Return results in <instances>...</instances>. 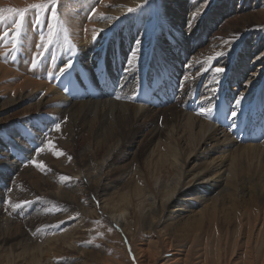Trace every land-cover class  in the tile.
I'll list each match as a JSON object with an SVG mask.
<instances>
[{
    "label": "bare ground",
    "instance_id": "bare-ground-1",
    "mask_svg": "<svg viewBox=\"0 0 264 264\" xmlns=\"http://www.w3.org/2000/svg\"><path fill=\"white\" fill-rule=\"evenodd\" d=\"M25 1L36 2V0H0V3L4 4L8 2L9 4L23 8L28 5ZM89 1L92 2L89 6L85 7L84 11L82 5ZM143 1L145 0H101L98 4L96 0H66L64 10L66 14L64 18L65 25L63 26L64 29H61L67 33V36L72 41L81 47L80 50L75 51L80 62L84 66H89L92 71L96 70L94 78L91 77L93 72L82 67L78 72V74L83 75L82 79L81 76H75L74 68L70 75L63 76L67 77L64 78V81L57 82L56 88L60 92L65 91L64 88L60 87L61 84H70L67 99L58 90L53 88V80L59 79L62 76L56 73L51 75V73L52 69H58L59 59L66 57L69 46L63 43L53 45L42 56L37 58L35 68L32 67L31 63L32 58L38 51L37 45L40 44V33L46 32L47 25L52 23L51 14L45 21L40 16L39 24L36 23L37 18L35 14L29 15L28 21L25 22L26 24L22 30L20 50L17 52H13L12 48H9L7 40L0 39V90L15 94V99L10 98L7 103L5 102V104L1 105L0 111H8L24 103V101L36 99V94L42 89L45 90L48 96L43 99L44 102L31 105L32 107L26 115L33 116L42 113L41 111L48 102L51 104L53 101H58V106H60L54 112L55 118L62 121L60 131H55L54 126H50L49 128L46 126L49 139L42 143L47 150L38 153L39 164L45 165L46 169H44L50 172L49 169H53L56 163L50 155L48 156L49 152L46 151L54 150V152H59L69 140H72L74 143L76 142L78 146L86 144L89 146L88 148L96 147L95 152H91L90 149V153H88L87 148H84L86 151L83 155H79V158L69 168L62 166L59 161L55 160L62 168L56 171L54 168L53 171L55 172L46 173L48 176H42L32 169H26L17 178L12 176V179L9 181H6V175L9 174V171L15 175L21 169L17 166V161L11 158L12 154L10 155V152L13 149L8 150L6 153V150L2 149L0 179L6 181L9 185L12 184L13 188H15L10 197L11 203L15 199L18 202H23L25 200H33L39 196H43L44 198L42 197V200L37 198L38 200L33 206L32 211H29L26 214L27 217L23 218V220H27L28 217L30 219L25 224H21L25 226L21 229L19 225L16 226L14 222L10 221V217L6 219L7 217L3 215L6 204L3 197L4 193H0V264H56L59 260L58 257L62 253L64 254L65 251H75L77 249L81 252V249H78L79 245L84 244L83 239L85 237L87 238L88 235L93 234L92 229H87L83 226L86 223L87 217H95L96 219L102 215L119 223L120 228L124 232L130 231L129 225L131 221L138 217V213H135V204L133 206L131 201L133 199L127 198V192L125 193V190L131 186L127 187V183H124L126 186L123 191L124 194H122L123 192L120 193L118 200L113 197L109 198V195H113L111 192L120 184H117L118 182L115 179L112 180L105 174L96 176V173L93 171L94 169H91L89 163L92 156L94 159L102 156L100 155V151L103 150L104 146L111 147L108 148L110 151L106 155L107 157H105L108 162L111 159L113 151L120 144L126 142L125 140L130 133L134 140L135 133L138 134L150 127L152 128L148 139L150 143H148V149L146 148L149 155L145 164H152L154 170L159 169L160 171H164L163 169L166 167H180L181 163L178 161V156L183 157V160H181L182 173L179 177L178 185L172 187L170 191L166 188L169 193H165L166 196L158 201V205L154 208L155 211L152 214H147L150 216L144 218L143 223L145 227H151L152 225L158 227L160 219L164 222H173V220L181 219L184 213L194 208L195 204L198 206V204L200 205V203H206L210 200V196H216L212 202L214 204L219 197L224 199L226 197V200L227 197L231 198V202L236 203L235 191L237 193L238 187L244 186L247 182L246 178L254 180L252 185V187H255L253 196H257L258 192L264 194V168H259L258 170H253L252 168L253 162H256V165H258L259 161L264 163V141L261 144H249L245 142V137L241 136L246 126H257L264 123V39L262 38L263 40L255 42L253 46L250 45L251 40L249 37H246V41H242L239 45L234 44L237 41L236 39L232 42L228 41L230 38L229 34L233 30L239 28L236 32L240 34L239 32L242 33L250 27V21L243 20L250 19L253 15H241L242 10L247 7L243 9L228 8L223 11L222 7L216 6L214 9L210 8L213 10H210V14L207 10L208 8L203 6L204 9L202 11L191 12L190 18H186L187 21L191 20L193 27L189 29L188 33H185L184 26L186 21L182 18L181 14L188 10L189 1L163 0L161 1L160 9L162 12H165L161 17L164 23V30L157 28L158 31L156 30L157 33L155 35H150V33L147 35L143 31L146 30V27L144 28L143 25L139 24L140 17L137 12V8L143 4ZM200 1L204 2L203 0ZM225 1L229 5L233 4V0ZM257 1L264 3V0ZM129 8H133L136 11L130 13L128 12ZM93 12L95 13L94 15ZM91 13L92 16L87 21ZM204 14H210L208 19L202 18ZM258 14L264 15L262 12ZM240 21L242 22L240 23ZM10 24L11 21L8 20L6 23H0V35H3L6 30L12 31L9 29ZM120 26H124L125 30L124 34L118 38L120 41H118L116 31ZM208 35L211 41L206 44L205 48L201 46L200 49L198 47L196 50V45L198 43V45L202 44ZM94 36L98 37L94 40ZM108 36L112 42L109 48L106 49ZM213 38L216 39V42L212 41ZM136 40L143 42L140 60L148 57L150 49L153 55L149 60L152 64L156 63L157 67H159L158 70L154 69V73L150 72L149 74L151 63L148 61V65H145L146 69H144L141 81L142 86H139L140 83L137 81L139 80L142 64L140 62L136 64L137 60H132L131 56L132 52L136 51ZM117 42H120V44H117ZM189 48L191 49L189 51L190 67L186 80L189 81L187 88L191 87L192 93L198 87L203 75L207 72L205 81L200 85L199 89L200 93L198 95L201 98L196 94L197 98L187 99L190 97V94H188L184 100L178 101V95L177 99L174 102L170 101L169 104L178 103L180 108L173 105L172 108L163 109L168 107L169 104L166 107L160 105L159 102L162 101L160 97L157 98L159 108L147 105L148 99H142L140 94L142 92H146L147 94L150 90H154L155 87L162 86L164 78L166 79V84H168L166 86L167 90H179L182 85L180 78L181 67H179L180 70L176 69L177 71L175 72H170L169 67H171V63L174 60H176L177 65L179 64V59L175 56V50L177 56L182 57L187 54L186 50ZM194 49L196 53L193 51ZM144 50H146L145 53ZM171 50L174 51L171 52ZM102 51L107 52L103 56L105 60L100 59ZM126 51H130V53ZM220 52H224L227 55L220 57L217 55ZM228 55L230 56L229 58ZM209 57H212V59L209 60ZM128 61L131 63H126ZM16 63L19 64L16 65ZM98 64L99 68L97 67ZM220 65L226 66V72L222 77L214 72V68ZM108 66L117 70V74L114 76L118 80L117 87L110 82L103 81L104 75L109 73L108 71L104 73V70ZM200 67H203L204 70H201ZM121 71L123 74H120ZM85 73H87L86 76ZM34 76L38 77V81ZM145 79L146 84L144 85ZM217 79H219V83H217ZM131 87L137 88L139 92L129 94L127 90L123 91ZM233 88H237V91L242 88L244 90L239 94ZM111 89L115 93L109 96L110 93L108 94L106 91ZM27 90H32L33 94H26ZM80 91L87 92L81 93ZM89 91H93V98L103 100H91L88 94ZM117 94L119 99L116 97ZM241 96L244 97L243 100H240ZM104 98L112 100L109 101ZM198 98L200 100L197 102ZM115 99L117 100L114 101ZM237 100L240 101L239 106L235 103ZM254 101H257L256 106H252L251 109L248 108ZM210 106H215V110L210 116L198 114L202 108H209ZM231 108L235 109L238 113L236 119H232L230 115L227 117V123L230 125L228 129L231 130L234 136L222 130L223 128L218 126L214 121L215 117L221 114L220 112L229 114ZM161 116H163V127L158 123ZM12 118L11 116L9 119L1 121L0 127H6L10 123L8 120ZM148 119L149 121L147 122ZM80 124L81 126L79 127ZM136 126L139 129L134 132L133 129ZM78 127L80 128L79 134H77V131L79 132ZM240 127L242 130L239 129ZM33 129L35 128L33 127ZM259 134L261 133H257V135ZM13 136H17L15 131H13ZM34 140L36 142L37 138H34ZM163 143L166 145V150L160 151L159 147L160 145H164ZM50 145H55V148H51ZM185 145L189 147L188 149L185 147L187 150L184 152L182 149H185ZM31 146L32 144H30ZM12 147H15L14 149L16 150L14 155H17L18 151L20 153L21 149L16 147L14 143ZM32 148H36V146H32ZM27 149L30 150L28 146ZM105 154L103 152L104 156ZM105 158L100 163L98 170L104 167ZM99 159L96 161L99 162ZM12 161H15V163L11 164ZM62 176H67L70 179L62 180ZM120 179L122 180V178ZM155 181L153 184H155ZM85 183L87 185L88 183H92V185L86 186ZM138 185L134 187L133 193L136 197V202L138 200L137 197L145 195L142 190L139 191L141 187ZM164 185L168 186L167 184ZM119 188L121 187L119 186ZM20 189H26L28 194H20ZM153 190H151L152 193ZM240 191L242 190L240 189ZM161 192L164 193L163 190ZM85 197L90 201L84 204L81 200L85 199ZM152 197L150 200L154 198ZM45 198L58 201L55 213L52 211L50 215L46 214L45 209L47 207L45 205L47 202ZM148 200L146 198L143 201L148 202ZM259 201L261 202L260 198ZM73 202L79 203V213L73 211L71 213L67 212L66 208L71 207L70 204H73ZM129 210L132 211L128 212ZM11 212L14 211L12 210ZM77 214H81L82 218H79L78 222L70 226ZM195 220L197 221V218ZM28 221L29 224H26ZM214 221V219L210 220V222ZM249 223L250 220L248 221ZM64 224H69V227H66L67 225L65 226ZM16 229L18 234L15 233L16 231L14 232ZM41 229L42 231H47V236L43 239L40 238L39 231ZM234 232V234H238L237 228ZM31 236H34L36 239ZM38 240H42L40 244H38ZM139 251L143 258L147 256L144 250Z\"/></svg>",
    "mask_w": 264,
    "mask_h": 264
},
{
    "label": "rangeland",
    "instance_id": "rangeland-1",
    "mask_svg": "<svg viewBox=\"0 0 264 264\" xmlns=\"http://www.w3.org/2000/svg\"><path fill=\"white\" fill-rule=\"evenodd\" d=\"M100 1L101 0H96V3L99 4ZM161 1L163 0H147V3L143 1V4L139 8H137V12L140 17L139 24L141 26L143 25L144 28L146 27V30H143V31H145V34L147 35L148 33H150V35L151 34L155 35L158 31L157 28H161V30H164V23L161 17L165 14V12H162L160 9L161 4H162ZM186 1H189V4H188L189 6L187 7L188 10L184 12L185 14L184 13L181 14L182 18H184L185 21H187V19L190 18L192 13L198 12L199 10L202 11L204 9L203 6L204 7L206 6L208 8L207 10L209 11L210 14H211L210 10L214 9L216 6L222 7L223 11L228 8L243 9L247 7L244 10H242L241 15L243 14L253 15L252 18L249 19L247 17L248 19L243 20V21H250L249 22L250 27L242 33L239 32L241 35L238 34V32H236L239 30V28L233 30L229 34L230 38L228 39V41L232 42L234 41V39H236L237 41L235 40L236 42L234 44L239 45L242 41L243 42L246 41L245 39L246 37L247 38L249 37L251 40L250 45L253 46L255 42H258L264 39V15L258 14L259 12L264 13V3H260L257 0L256 1L255 0H248V1L233 0L232 1L233 4L229 5V3H227L225 0H223V2L222 0L221 1L219 0L218 2L217 0H203L204 2H201L200 0H186ZM25 2L28 5L23 8H19L15 6L14 4H9L8 2H5L4 4L0 3V12H2V14L5 17H7L11 15L7 11V9L9 8L20 9V10L29 9V11L25 15V20H24V26H25L26 24L25 22L28 21L29 15L30 14L34 15V12L31 10L32 6L34 4L45 2V0H36V2H29V1H25ZM91 2L92 1H89L85 3L84 5H82L84 11H85V7L89 6ZM65 4H66V0H58V4L56 5V7L54 9H50L49 11L42 13L41 18L45 21L47 17L51 14V11L55 10L57 13V21H56L57 29L58 30H60L61 28L64 29L63 27L65 25L64 18L66 16L64 12L65 6H66ZM194 8H196L197 10ZM210 14L208 15L204 14L202 18L208 19ZM91 16H92V13L88 16L87 21L90 20ZM8 21H11V20H8ZM6 22L7 20L0 21V23H6ZM241 22L242 21H240V23ZM23 29L24 28H22V30ZM124 30H125L124 26H120L117 29L116 31L117 39L124 34L123 33ZM68 38L70 39L71 44L75 46L76 50L81 49V47L78 44H76L74 41H72V39L69 36ZM209 38H210L209 35L206 36L205 41L202 43L203 45L202 44L198 45L199 44L198 43L196 45V50L198 47L200 49L201 46L205 48L206 44L209 43V41H211L210 40L211 38L210 39ZM0 39L6 40L4 35H0ZM107 40H108V45L106 46V49L109 48L112 42L109 36L107 37ZM118 41H120V39H118ZM212 41L216 42V39L213 38ZM117 44H120V42H117ZM8 46L9 48H11L10 45ZM251 49H253V47H251ZM190 50H191L190 48L186 50L187 54L185 56L183 55L182 57L177 56L176 50L175 51L171 50V52L173 51L175 52V56L179 59L178 60L179 64L177 65L176 60H174L173 63H171V67L168 66L170 72H175L177 71L176 69H179V67H181V77L180 78L182 81V85L179 88L178 101L184 100L188 96V94H190V97H188L187 99H190L193 97L197 98V95L200 93V90H199L200 85L204 83L205 75L207 73L206 72L203 75V77L201 78V81L198 84V87L192 93V88L191 87L187 88L189 81L186 80V75L189 71V62H190L189 51ZM196 50L194 49L193 51L196 53ZM145 51L146 50H144V53ZM126 52L130 53V51H126ZM104 53L107 54L106 51H102L100 53L101 54L100 59L101 58L104 59L103 57L105 55ZM152 55L153 53L149 49L148 57L141 59V60L139 59L138 61H136V64H138L139 62L140 64H142L141 65L142 69L140 70V74H139V80H137L138 83H140L139 86H142L141 81L144 75V69H146L145 65H148V61L149 63H151L149 59ZM229 57L230 56L228 55V58ZM68 60H73L74 62L73 68L75 70V76L77 77L81 76V79H82L83 75L78 74L81 67L84 69H87L90 72H93L91 75L92 78H94V76L96 75L95 69L94 71H92L91 68H89V66H84L80 62L77 55L73 54V52L69 50L65 58L59 59L58 69H57L58 71L52 69L51 75L54 73L61 75V71H59V69H63L65 67V61H68ZM263 63H264V60H263ZM18 64L19 63H16V65ZM110 67L108 66V68L104 70V73H106L107 71L110 72L111 69H115V68H110ZM150 67L151 68H150L149 74L150 72L154 73V69L158 70L159 68L157 67L156 63H153V64L151 63ZM200 69L204 70L203 67H200ZM120 74H123L122 71ZM61 76L62 77H59V79L53 80V88H55L56 90H58L56 88V83L60 81H64V78L67 77V76L63 77L65 75H61ZM34 77L38 81V77L37 76H34ZM163 81H164V84H166L165 78L163 79ZM145 84H146V79L144 81V85ZM64 88H66V86H64ZM233 89H236L234 91H236L239 94L244 90L243 88L239 91H237V88H233ZM126 90L129 92V94H135L139 92L138 89L134 87L126 88L123 91H126ZM84 92H87V91H84ZM60 93L61 94L63 93L62 96L65 97L64 91ZM26 94H33L32 90H27ZM88 94L90 95L91 100L94 99L95 101L97 99V98H93L92 94L90 93ZM20 95H23V94H20ZM46 96H48V94H46L45 90L42 89L39 91V93L36 94V99L24 101V103H21L15 106L13 109H10L8 111H3V110L0 111V122L7 120V118L9 119L11 116L13 117L12 119L8 120V122L10 123L6 125V127L4 128L0 127V161H2V158H1L2 156L1 153L3 152L2 149L6 150L5 153L8 150L13 149V151L10 152V155L12 154L11 158L17 161L18 163L17 166L20 167L21 169V170L19 169L20 171L19 172L17 171V174L15 173V175L11 174V172L9 171V174L6 175V178H7L6 181H9L10 179H12V176L14 178H17L18 176L22 174V172L26 171V169H32L34 171H37L42 176H48L47 174L51 172H55L58 169H61L62 166L64 167L67 166V168L71 167L74 164L73 162L79 158L78 156L81 154L83 155V153L86 151V149L84 148H87L88 153H90V149H91V152L92 151L95 152L96 150L95 146H93L92 148H88L89 146L86 144H84V146L82 145L78 146L76 142L74 143L72 142V140H69L68 142H66L65 146H63L60 150L64 153V155H57V154L54 155L55 153L54 150L46 151V152H49L48 156L50 155L53 158V161L56 163L54 167L55 169L53 168L55 171H53V169H49L50 172H47L45 170L46 168L44 169L45 171L41 170L30 162L34 160L36 161V163L39 164L38 153H41V152H38L37 150L39 147L43 146V143H42L43 141L45 142V141H48L49 139V135L47 134L48 129H46V126H48V128L50 126H54L55 128V125L57 123H59L60 126L62 125V121H59L57 118H55V115H54L55 114L54 112L60 108V106H58V101H53V103L51 104L50 102L45 104V107L41 111L42 113H39L38 115H33V116L26 115L28 114L27 113L28 110H30V108L32 107L31 105L39 104L38 102H44L43 99L46 98ZM116 97H118V94L116 95ZM10 98L15 99V94L9 91L0 90V106L5 104V102L7 103ZM104 99L106 100L108 99L109 101L112 100L110 98H104ZM101 100L103 99H97V101H101ZM116 100L117 99H115L114 101ZM256 104H257V101L256 102L254 101L250 106H248V108L251 109V107L256 106ZM173 105L177 108H180V106H178V103H177V104H169L168 107L163 108V109H169V107L172 108ZM151 118L150 120L152 121ZM162 118L163 116L159 118V122H158L159 125L161 124V126H162V120H163ZM155 120H157V118H155ZM148 121L149 119L147 120V122ZM206 121H208V119H206ZM80 126L81 124L79 125V127ZM33 127L35 129H33ZM79 127H78L79 132L76 130L77 134L80 133ZM138 129L139 127L136 126L133 129V131L135 132V130H138ZM222 130L229 133L231 136H234V134L231 132L230 129L228 130L222 129ZM13 131H15V133L17 134L16 137L13 136ZM151 131H152L151 127L141 132L138 131L140 133L138 134L135 133L134 140L132 139L133 137H132V134L130 133L129 136H127V139L125 140L126 142H123L122 144H120L119 147H117L113 151L111 159L108 160V162L105 157H107L106 155L109 154L110 150L108 148H111V147L104 146V148H102L103 150L100 151L101 153L100 155L102 156L99 157L102 159H99V158L94 159V157L92 156V159L90 160V163H89L91 166V169L92 170L94 169L93 171L96 173V174L94 173L96 176H99V174L100 175L105 174L106 176H109L112 180L115 179L118 182L117 184H120L118 185V187L114 189V191L111 192V194L113 195H109L108 196L109 198L113 197L116 200H118V197H119L118 195L122 193L124 191V188L126 187L124 183H127V187L131 186L129 189L127 188L125 190V193L127 192L126 194L127 198L130 197V200L131 198L133 199L131 200L133 206L135 204V208L139 209V210L135 209V213H138L137 216L139 218L136 217L135 219L131 221L129 225L130 231L124 232V230L120 228L119 223H117L116 221H112L110 220V218H106L102 215L100 218H96V219L95 217L93 218L87 217L85 220L86 223H84L85 225L83 224V226L87 229H92L93 234L90 236L88 235L87 238L85 237L83 239L84 244L79 245V248H78V249H81V252L80 250H77V249L75 251L74 250L65 251L64 254L62 253V255L58 257L59 260L58 262H56V264H141L142 261H144L143 264H264V194H260V192H258L257 196H253L255 187H252L254 183V180L252 179L246 178L247 182L244 184V186L243 187L239 186L237 193L235 191V195L237 197V198L235 197L236 203L231 202V198L227 197V200H226V197L225 199L219 197L216 203L214 204L212 202L214 201L213 199H215L214 197L216 196L214 197L210 196L211 197L210 200H208L206 203L202 202L200 203V205L198 204V206H196L197 204H195V206H193L194 208L188 211L186 210L187 213H184L183 218L181 219L173 220V222H164L162 219H160L158 227L155 225H152L153 227L152 226L145 227L143 220L145 217L150 216L147 214H150V213L152 214L155 211L154 208L156 207V205H158V201L162 197L164 198L166 196L165 193L168 194L170 189H172V187H175L178 185L179 177L182 173V170H181L182 161L181 160H183V157L178 156L179 158L178 161L181 163V165L179 163L180 167L178 168L166 167L167 170L166 168H164L163 169L164 171L162 170L160 171L159 169L154 170V168H152V164L146 165L145 161L146 159L148 160V155H149L147 147H149L148 143H150V140L148 139L150 137L149 135L151 134ZM34 138H37L36 142ZM13 143L15 144L16 147L21 149L20 153L18 151L17 155H14V153H16V150L14 149L15 147H12ZM30 144H32V146H36V148H32V146L30 147ZM27 146L28 148H30V150L27 149ZM165 146H166L165 144L160 145L159 150L165 151L166 150ZM185 147L188 149L189 146L185 145L184 148ZM186 148L182 149V151L184 150L185 152V150H187ZM44 150H47V149L44 148ZM103 152L104 154L105 152H107L105 156L103 155ZM68 156H71L72 159L69 160ZM104 158H105V163H104L105 165L102 169L98 170V168L100 167V163H102ZM98 159H99V162H97ZM55 160L57 162L59 161L62 164V166H59ZM13 162L15 163V161H12L11 164ZM259 162H258V165H256V162H253L252 164L253 170L264 168L263 167L264 163L260 162L259 164ZM119 177L122 178V180ZM6 181L0 179V190H1L0 193L1 192L4 193L3 197H4V202L6 204V208L3 212V215L7 217L6 219L10 217L9 218L10 221L14 222L16 226L19 225V227L22 229L25 226L21 224H25V222L30 219L28 217L27 220H23V218H26L27 217L26 214L29 211H32L33 206L38 200L37 198H40L42 200L43 196L42 197L39 196L33 200H30L32 201V204L30 206H23L20 209H14L10 206L8 201L9 200L11 201L10 197L15 188H13L12 184L11 185L7 184ZM131 181H133L134 183ZM154 181H155V184H153ZM92 183L94 184V182ZM92 183H88V185H92ZM164 184H167L168 186ZM85 185L88 186L86 183ZM137 185L141 187L139 191L142 190L143 194H145L141 196V197L144 196L143 198L137 197L139 202L138 200L136 202V197L133 194L135 190L134 187H136ZM119 186L121 188H119ZM157 186H159L160 189L157 188ZM151 187L155 190H153ZM166 188L169 189V191L166 190ZM240 189L242 191H240ZM145 190H147V192H145ZM151 190H153L154 194L152 193ZM161 190H163L164 193L161 192ZM19 193L20 194L23 193L26 195L28 194L26 189H20ZM128 193H131L132 196L131 194H128ZM122 194H124V192ZM151 197L153 199L150 200ZM144 198L145 199L147 198V200L149 199L148 202L145 201L146 204L143 201L145 200ZM259 198L261 199V202L259 201ZM45 201L47 202L45 205L47 207L45 209L46 214L50 215V212L52 211L55 213L56 212L55 207L57 206L56 204H58V201H52L47 198H45ZM87 201L88 202L90 201V200H87V197L81 200V202H83L84 204L87 203ZM17 203L22 204V202H18L17 199L13 200L12 204H17ZM76 204H77L76 202H73V204L71 203L70 204L71 207L66 208L67 212L71 213V211H73V212L79 213V206H78L79 203L77 205ZM139 204L140 205L142 204V205L140 206ZM10 210L11 211L13 210L14 212H11ZM131 211L132 210H129L128 212H131ZM78 215L80 216L81 214L76 215V217L74 218L75 220L72 221L70 226H72V224L78 222L82 218V216L79 217ZM195 218H197V221L199 220L200 222L199 221L197 222ZM213 219L215 220L214 222L216 223L210 222V220H213ZM249 220H250V223L248 224ZM87 221L92 224H89ZM26 224H29V221ZM235 224L236 225L238 224L237 225L238 227ZM64 225L65 226L67 225L66 227H69L68 226L69 224H64ZM214 228L216 229L214 230ZM236 228L238 230V234H234L235 233L234 230L236 231ZM14 232L18 234L17 229L14 230ZM39 233H40V238L42 239L47 236L46 234L47 231H44V230L42 231V229L41 231H39ZM31 237L36 239L34 236H31ZM41 241L42 240H38V244H40ZM10 244H7V245H10ZM139 250H144L145 255L147 256L143 258ZM84 251L86 252V254ZM82 252L84 253L82 254Z\"/></svg>",
    "mask_w": 264,
    "mask_h": 264
},
{
    "label": "snow or ice",
    "instance_id": "snow-or-ice-1",
    "mask_svg": "<svg viewBox=\"0 0 264 264\" xmlns=\"http://www.w3.org/2000/svg\"><path fill=\"white\" fill-rule=\"evenodd\" d=\"M145 3H147V0H145ZM57 4H58V0H45V2L34 4L31 10L34 12L37 18L36 23L39 24L40 22L39 17L41 16L42 13L49 11L50 9H54ZM7 11L11 15L5 17L2 14V12H0V21L11 20L9 29L12 31L6 30L3 35L6 38L7 43L11 46L13 52H17L20 50L22 28L24 26L25 15L29 11V9L20 10V9L9 8L7 9ZM134 11L136 10L133 8L128 9V12L130 13ZM94 14L95 13L93 12V15ZM51 20H52V23L47 25L46 32L40 33V44L37 45L38 51L36 52V55L31 60L33 68L36 67L37 58L42 56L43 53L47 51L53 45H58L61 43L67 44L69 46L67 50L72 51L75 54V51H76L75 46L71 44L70 40L68 39L67 33L64 32L63 29H60V30L57 29V25H56L57 13L55 10L51 11ZM191 27H193L191 20L186 21L185 26H184L185 33H188ZM61 37H63V39H61ZM93 39L95 40L96 36H94ZM142 44L143 42L141 40H136L135 42L136 51L132 52L131 54L132 60L138 61L141 58V53L143 51ZM217 55L220 57H223V56H226L227 54L224 52H220V53H217ZM211 59L212 57H209V60ZM73 63H74L73 60L65 61V67L63 69H59V71H61V75H70L71 71L73 70ZM126 63L130 64L131 62L128 61ZM97 67L99 68V64L97 65ZM214 72L216 74H219L222 77L226 72V66L225 65L217 66L214 68ZM217 83H219V79H217ZM213 90L215 91V89ZM117 99H119V97H117ZM243 99L244 97L241 96L240 100H243ZM235 103L237 106H239L240 101L237 100ZM214 110H215V106H210L209 108H202L200 113L198 114L210 116ZM229 115L232 119H236L238 117V113L235 111V109H230ZM54 130L57 132L60 131L59 123L55 125ZM50 147L54 149L55 145H50ZM37 151L43 152L44 147L43 146L39 147ZM54 154L64 155L62 151L55 152ZM68 159L71 160L72 157L68 156ZM30 162L34 164L37 168H40L41 170H44V168L46 167L43 164L36 163V161L34 160ZM61 179L68 180L70 178L67 176H62ZM8 203L10 204L12 208L20 209L23 206H30L32 204V201L25 200L22 202V204L21 203L12 204L11 201L9 200Z\"/></svg>",
    "mask_w": 264,
    "mask_h": 264
}]
</instances>
